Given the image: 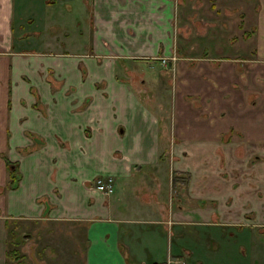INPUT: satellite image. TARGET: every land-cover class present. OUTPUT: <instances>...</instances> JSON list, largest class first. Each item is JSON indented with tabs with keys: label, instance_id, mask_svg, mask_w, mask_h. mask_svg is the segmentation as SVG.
Masks as SVG:
<instances>
[{
	"label": "crops",
	"instance_id": "crops-1",
	"mask_svg": "<svg viewBox=\"0 0 264 264\" xmlns=\"http://www.w3.org/2000/svg\"><path fill=\"white\" fill-rule=\"evenodd\" d=\"M260 2L0 0V264L24 221L80 231L81 264L264 261Z\"/></svg>",
	"mask_w": 264,
	"mask_h": 264
},
{
	"label": "rangeland",
	"instance_id": "rangeland-1",
	"mask_svg": "<svg viewBox=\"0 0 264 264\" xmlns=\"http://www.w3.org/2000/svg\"><path fill=\"white\" fill-rule=\"evenodd\" d=\"M173 2L177 5L179 0H173ZM246 6H243V9L247 12L250 11V14L258 15L263 8L261 5L260 0H244ZM246 7V8H244ZM241 7L237 5V11L240 15ZM197 12V9H196ZM242 14V13H241ZM78 18H80L78 16ZM79 20V19H78ZM84 21V19L79 20ZM196 27V26H194ZM255 29H252L253 34ZM249 37V36H248ZM163 59V58H161ZM174 58H172L173 60ZM165 60V59H164ZM160 64L161 60H159ZM166 62V61H165ZM134 68H140L138 71L142 72L144 75H149L150 70L148 68V64L146 63H135ZM166 63L164 64V66ZM240 68L238 66V72ZM241 73V71L239 72ZM238 73V74H239ZM166 81V79H165ZM162 85V82L159 84ZM151 95L155 97H164L166 98L165 91L159 93L154 91L158 90L156 86H146ZM166 87V84L164 85ZM148 95V94H147ZM150 97V95H149ZM151 98V97H150ZM147 99V103H149ZM159 118V117H158ZM244 222V221H242ZM245 223V222H244ZM247 224V223H246ZM21 225V226H20ZM18 224L16 227L17 230L14 229V234L10 235L8 233L7 240L8 244L7 247L15 248L19 254L16 262L17 264H81V253H82V237L80 231H76L74 228L70 227L67 223H55L52 221L45 222V223H30V222H22ZM21 227V228H20ZM20 228V229H19ZM246 229L243 230H236V243L240 242L241 239L245 237ZM229 231V230H227ZM232 233L233 231L230 230ZM252 236L259 239L263 237L262 242L264 243V228H257L252 231ZM228 235V234H226ZM233 236H231L232 238ZM192 244H189L191 247ZM239 245H237V248ZM264 247V245H262ZM244 248V247H243ZM242 247L240 249L241 253L244 256V249ZM259 252V251H258ZM254 254V264H264V261L259 260V257L255 256ZM182 260L185 264V258L181 256L178 258ZM12 264V263H11Z\"/></svg>",
	"mask_w": 264,
	"mask_h": 264
},
{
	"label": "built area",
	"instance_id": "built-area-1",
	"mask_svg": "<svg viewBox=\"0 0 264 264\" xmlns=\"http://www.w3.org/2000/svg\"><path fill=\"white\" fill-rule=\"evenodd\" d=\"M161 63L164 65L165 60L160 59ZM94 188L96 191L103 195H108L112 192L113 188V179L109 176H104V177H98L94 180ZM162 264H185L182 260H171L167 259L165 262Z\"/></svg>",
	"mask_w": 264,
	"mask_h": 264
},
{
	"label": "trees",
	"instance_id": "trees-1",
	"mask_svg": "<svg viewBox=\"0 0 264 264\" xmlns=\"http://www.w3.org/2000/svg\"><path fill=\"white\" fill-rule=\"evenodd\" d=\"M172 181L175 182V178H172ZM13 235L14 232H11L10 235ZM8 244V240H6V245ZM19 254L17 252V250L15 248H9L6 246V250H5V264H17L18 262H16L17 258H18Z\"/></svg>",
	"mask_w": 264,
	"mask_h": 264
}]
</instances>
